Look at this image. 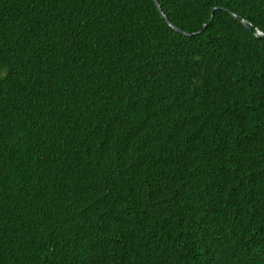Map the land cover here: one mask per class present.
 <instances>
[{"label": "trees", "instance_id": "1", "mask_svg": "<svg viewBox=\"0 0 264 264\" xmlns=\"http://www.w3.org/2000/svg\"><path fill=\"white\" fill-rule=\"evenodd\" d=\"M158 4L0 0V264H264V0Z\"/></svg>", "mask_w": 264, "mask_h": 264}, {"label": "clouds", "instance_id": "2", "mask_svg": "<svg viewBox=\"0 0 264 264\" xmlns=\"http://www.w3.org/2000/svg\"><path fill=\"white\" fill-rule=\"evenodd\" d=\"M153 1V0H152ZM157 3H158V0H157ZM154 5H155V3H154ZM156 7V6H155ZM158 7H159V12H160V6H159V4H158ZM157 8V7H156ZM215 9V8H214ZM233 16H235V15H233ZM162 17H163V19L166 21V23H167V25L174 31V32H176L177 34H185V35H187V36H191L192 34H196V33H192V34H186V33H184V32H182L181 30H179L177 27H175L174 25H172L167 19H166V17L164 16V15H162ZM242 21H244V20H242ZM242 21H241V23H242ZM248 23V22H247ZM172 26L173 27H175L176 29H178L180 32H178V31H175L173 28H172ZM205 26V25H204ZM206 27V26H205ZM248 27H249V25H248ZM257 31V30H256ZM256 31H255V33H256ZM259 31V30H258ZM255 33H254V35H255ZM262 33V32H261ZM257 37V36H256ZM260 38V37H259ZM146 86V89H148V90H150V91H153V90H155V89H153V88H151V87H148L147 85H145Z\"/></svg>", "mask_w": 264, "mask_h": 264}, {"label": "water", "instance_id": "3", "mask_svg": "<svg viewBox=\"0 0 264 264\" xmlns=\"http://www.w3.org/2000/svg\"><path fill=\"white\" fill-rule=\"evenodd\" d=\"M153 2L155 3V6L157 7V9H159V7H158V3H157V0H153ZM212 10H214V8H213ZM212 16H213V11L211 12V18H210V21L212 20ZM242 24H243L245 27L248 28V23H247L246 21H242ZM205 26H206V25H205ZM205 26H203V29L205 28ZM172 28H173L175 31L180 32V31H179L178 29H176L175 27L172 26ZM180 33H181V32H180ZM255 36L260 37V38H264V34L261 33V32L258 31V30L256 31Z\"/></svg>", "mask_w": 264, "mask_h": 264}]
</instances>
